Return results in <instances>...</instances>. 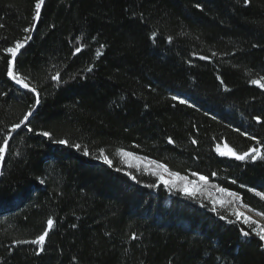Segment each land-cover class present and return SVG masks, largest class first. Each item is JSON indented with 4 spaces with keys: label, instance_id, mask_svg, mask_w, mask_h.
<instances>
[{
    "label": "trees",
    "instance_id": "trees-1",
    "mask_svg": "<svg viewBox=\"0 0 264 264\" xmlns=\"http://www.w3.org/2000/svg\"><path fill=\"white\" fill-rule=\"evenodd\" d=\"M35 3L0 0V264H264L233 214L264 213V160L216 150L264 152V0H45L38 23ZM32 35L13 72L39 104L4 51ZM121 149L208 180L186 194Z\"/></svg>",
    "mask_w": 264,
    "mask_h": 264
},
{
    "label": "snow or ice",
    "instance_id": "snow-or-ice-1",
    "mask_svg": "<svg viewBox=\"0 0 264 264\" xmlns=\"http://www.w3.org/2000/svg\"><path fill=\"white\" fill-rule=\"evenodd\" d=\"M44 2H45V0H36L35 6H34L35 7V16H34L35 21H39L41 18V8L44 5ZM245 2L248 3L249 0H245ZM197 7H200V5H197ZM29 31H31V28L25 29V32H29ZM30 39H31V37L27 36L23 39V41L17 40L13 47H8L4 50L6 53L11 54V59L8 61L7 75L9 77H11L13 80H15L18 84H21L24 88L30 89L31 92L35 93L36 94V101L35 102H36V104H39L40 103V96H39V93L37 92V89L35 87L30 88V85L28 83H26L22 77L14 75V72H13L17 53H19L20 50L25 47L28 40H30ZM80 51H81L80 48L76 49V52H80ZM203 59H209V57H203ZM53 79L58 80L59 79V73H57L56 76L53 77ZM252 83L259 85L261 88H264V83H261V80H253ZM174 99L180 100L179 97H174ZM180 102L181 103H187L186 100H180ZM32 115H33V111L29 110L24 115L23 119L19 123L14 124L12 126V131L15 132L22 125L27 126V124L29 123V118ZM256 119H257V121L260 120L259 117H257ZM27 130L32 131V128L28 127ZM237 131H239V129H237ZM40 134L45 136V137H49V138H51V136H52V133L48 132V131L41 132ZM244 135L247 136L248 133L245 132ZM10 138H11V135L9 134V136L3 140V144L0 145V161H3V159H4L5 153L8 149V140ZM251 139L255 140L256 137L253 136V137H251ZM57 142L60 144L69 145L68 140H59ZM169 142H174V141H172L171 138H169ZM195 142L196 141H193V143H195ZM70 146L75 147L77 149L81 148V145H79V144L70 145ZM216 150L222 156L233 157L236 160H240V161H246V160L256 161L257 159L264 160V152H262L261 149L257 148V147H252L248 151H245L243 153H238L235 149H233V148L229 147L227 144H225L223 149H221L220 146H217ZM84 155H89V152L87 149H84ZM119 155L127 159V158L133 157L134 154L121 149V150H119ZM97 158L101 159L104 163L108 164L109 166H111L113 164V161L107 155L103 154V150H101V154ZM150 164L155 165V168L157 170L156 175L159 177V179L164 184L175 186V183L177 180L184 182L182 191H184L186 194L195 195L196 191L198 190L199 183L200 182H207V180H208V177L203 176V175H199L198 181H188L187 177L181 176L179 173H170V176L175 177V179H165L164 175L159 170L163 169L164 171H168L167 166L164 164H157L154 161L150 162ZM129 175H131V173H129ZM194 175H198V174H194ZM213 175H215V173H213ZM132 179L135 180L136 177L132 176ZM150 186L155 187V185H150ZM221 191L227 192L228 190L227 189H221ZM252 191H255V190L253 189ZM256 194L258 196H261L262 198H264V193H256ZM228 195L231 197L237 196L236 193H232V192H228ZM221 203H223V201H221ZM233 214L236 215L238 219H242L243 223L248 224L250 229H251L250 232L244 231L243 235L248 236V235L254 233L256 236H258L260 238L261 241H264V225L259 224L258 221L253 220L252 217L247 216L238 210L235 211ZM261 215H264V213H261ZM53 223H54V221L52 219H49L47 221V229L48 230L43 231L40 235H38V237L35 240L31 241V243L39 245V251L40 252L44 251V245L46 242V238L49 235V230H51L53 227ZM253 225H255V227H253ZM133 238H135V236H133ZM17 243H20V241H17Z\"/></svg>",
    "mask_w": 264,
    "mask_h": 264
},
{
    "label": "rangeland",
    "instance_id": "rangeland-1",
    "mask_svg": "<svg viewBox=\"0 0 264 264\" xmlns=\"http://www.w3.org/2000/svg\"><path fill=\"white\" fill-rule=\"evenodd\" d=\"M13 70H14V68H13ZM28 90H30V89H28ZM220 148L223 149L224 146H220ZM152 161L153 160L148 159L146 157L134 154L133 157L127 158L126 166L129 169L143 171L145 173L146 172L149 173L150 171L153 172V173H156L157 170L155 168V165L150 164V162H152ZM154 162H156V161H154ZM156 163L157 164H161V163H158V162H156ZM159 171L164 175L165 179H175V177H171L170 176L171 172L164 171L163 169H160ZM183 184H184V182H181V181L177 180L176 183H175V186L168 185V184H165V185L166 186H171V187H178V188L180 186H182V188H183ZM209 194H210V196H211V198H212V200H213V202L215 204H218V203L222 204L221 201L225 200V195L227 196V192L220 191V190H218V191L209 190ZM233 201H234V205L236 207V210L244 213L247 216L252 217V219L255 220V221H258L259 224L264 225V215H261L260 213L254 211L250 207L244 205L243 203H241V201L238 198H234Z\"/></svg>",
    "mask_w": 264,
    "mask_h": 264
},
{
    "label": "water",
    "instance_id": "water-1",
    "mask_svg": "<svg viewBox=\"0 0 264 264\" xmlns=\"http://www.w3.org/2000/svg\"><path fill=\"white\" fill-rule=\"evenodd\" d=\"M42 8H43V6H42ZM42 8H41V11H42ZM37 23H38V21H37ZM32 38H33V35L31 36V39L27 42V44H29L30 42H31V40H32ZM26 44V45H27ZM25 45V46H26ZM22 50V49H21ZM21 50H20V52H21ZM20 52L19 53H17V57L19 56V54H20ZM17 57H16V59H17ZM13 80V79H12ZM13 82L17 85V86H22L21 84H18L15 80H13ZM37 109V108H36ZM33 114H34V112H33ZM33 116V115H32ZM32 116L29 118V122L31 121V118H32ZM25 125H22L19 129H17L15 132H17L18 130H20L21 128H23Z\"/></svg>",
    "mask_w": 264,
    "mask_h": 264
},
{
    "label": "bare ground",
    "instance_id": "bare-ground-1",
    "mask_svg": "<svg viewBox=\"0 0 264 264\" xmlns=\"http://www.w3.org/2000/svg\"><path fill=\"white\" fill-rule=\"evenodd\" d=\"M20 87H22V88H23V86H20Z\"/></svg>",
    "mask_w": 264,
    "mask_h": 264
}]
</instances>
